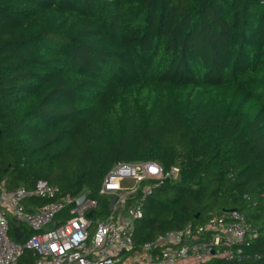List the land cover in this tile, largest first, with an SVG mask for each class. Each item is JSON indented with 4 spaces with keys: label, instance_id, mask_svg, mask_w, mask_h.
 <instances>
[{
    "label": "trees",
    "instance_id": "1",
    "mask_svg": "<svg viewBox=\"0 0 264 264\" xmlns=\"http://www.w3.org/2000/svg\"><path fill=\"white\" fill-rule=\"evenodd\" d=\"M139 161L180 173L151 182L137 249L235 209L248 258L202 264H264V0H0V180L88 192L106 216V174Z\"/></svg>",
    "mask_w": 264,
    "mask_h": 264
},
{
    "label": "built area",
    "instance_id": "2",
    "mask_svg": "<svg viewBox=\"0 0 264 264\" xmlns=\"http://www.w3.org/2000/svg\"><path fill=\"white\" fill-rule=\"evenodd\" d=\"M179 173V167L165 171L155 161L117 163L99 191L110 198L106 216L99 215L102 208L88 192L64 194L47 180H38L32 189H9L0 180V264H17L25 251L36 258L34 264H115L123 253L137 255L133 264H202L211 258L237 263L247 259L244 246L259 235L238 210L215 216L197 228L169 231L136 248L134 235L154 190L151 182L160 185L177 179ZM35 200L47 203L39 206ZM62 214L65 217L59 221ZM8 215L31 230L24 243L10 238Z\"/></svg>",
    "mask_w": 264,
    "mask_h": 264
},
{
    "label": "rangeland",
    "instance_id": "3",
    "mask_svg": "<svg viewBox=\"0 0 264 264\" xmlns=\"http://www.w3.org/2000/svg\"><path fill=\"white\" fill-rule=\"evenodd\" d=\"M8 217L11 220V215H8ZM136 256L137 255L134 254V253H127V255L126 254H123V255H121V256L118 257L117 262L119 264H125L126 261H133ZM183 264H196V263H194L193 261H191V262H186V263H183Z\"/></svg>",
    "mask_w": 264,
    "mask_h": 264
},
{
    "label": "water",
    "instance_id": "4",
    "mask_svg": "<svg viewBox=\"0 0 264 264\" xmlns=\"http://www.w3.org/2000/svg\"><path fill=\"white\" fill-rule=\"evenodd\" d=\"M113 202H114V198L111 199V203H113ZM233 211H235V209L228 210L227 212H233ZM88 216H89V218H91L92 217V213H90Z\"/></svg>",
    "mask_w": 264,
    "mask_h": 264
},
{
    "label": "crops",
    "instance_id": "5",
    "mask_svg": "<svg viewBox=\"0 0 264 264\" xmlns=\"http://www.w3.org/2000/svg\"><path fill=\"white\" fill-rule=\"evenodd\" d=\"M123 254H126V253H123ZM123 254H121V255H123ZM121 255H120V256H121ZM126 255H127V254H126ZM117 260H118V258L116 259L115 264H119V263L117 262ZM132 262H133V261H126L125 264H133ZM181 264H183V263H181Z\"/></svg>",
    "mask_w": 264,
    "mask_h": 264
}]
</instances>
